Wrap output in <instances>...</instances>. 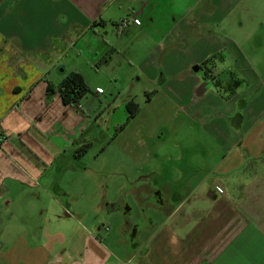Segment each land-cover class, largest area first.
<instances>
[{
	"label": "crops",
	"instance_id": "0c3cea01",
	"mask_svg": "<svg viewBox=\"0 0 264 264\" xmlns=\"http://www.w3.org/2000/svg\"><path fill=\"white\" fill-rule=\"evenodd\" d=\"M166 1L0 0L3 145L7 137L1 119L18 109L21 116L27 114L37 122L35 138L59 135L70 141V137L75 139L83 134L86 118L75 106L64 105L58 94L47 97V85L57 86L69 73L78 71L65 73L60 67L63 58L78 46L96 61L108 47L105 31L111 25L123 32L119 25L127 20L128 26L145 33L172 23L163 38L167 37L165 46L180 45L169 51L179 54L182 63L180 71L171 69L183 77L184 83L180 84L186 86L179 97L185 96L195 105L189 114L200 120L198 129L208 135L212 153L216 154L208 169L202 162L188 160L191 147L176 145L175 155H156L151 164L142 166L146 169H140L137 177L125 176L127 184L119 189L125 199L132 200L130 204L121 197L111 201L102 195L95 211L100 212L106 224L114 213L122 216L121 238L117 242L124 256L114 253L117 252L111 248L114 241L108 234L112 227L103 223L94 227L95 232L82 230L83 234L69 227L56 230L52 240H48L50 247H42L39 252L34 248L36 253L20 243L25 264H264V96H244L246 92H238L237 88L234 93L221 89V84L231 81L243 83V79L236 78L237 72L247 79L251 76L248 63L234 54H231L235 60L232 70L220 72L218 65L212 63L215 91L210 84L200 98L195 97L199 79L191 72L194 65L215 59L223 49L225 42L220 39L223 35L214 28V22L234 1L192 0V4L200 6L190 8L178 18L172 17L169 6L167 15L165 10L160 12L157 5ZM173 1L176 0H170L168 5ZM160 71L161 66L156 67V75ZM50 74H55L58 80L48 81ZM46 116L53 119L49 121ZM41 148H46L50 165L64 152L52 144ZM84 155L76 149L72 158L80 160ZM42 166L37 159L27 175L30 187L38 188L37 182L43 178ZM197 178L200 179L195 183ZM31 190L30 196L35 191ZM65 192L63 196L68 195ZM56 211L57 215L64 212L66 220L75 218L69 203L66 208L59 203ZM40 212H44L43 206ZM7 218L8 222L12 220L11 215ZM64 236L67 247L62 242ZM32 239L35 246L44 244L43 238L32 236Z\"/></svg>",
	"mask_w": 264,
	"mask_h": 264
},
{
	"label": "rangeland",
	"instance_id": "374dc122",
	"mask_svg": "<svg viewBox=\"0 0 264 264\" xmlns=\"http://www.w3.org/2000/svg\"><path fill=\"white\" fill-rule=\"evenodd\" d=\"M233 1L234 5L225 11L223 9L224 13L222 11L214 22V28L223 35L220 39L225 45L211 61L222 72L233 69L235 60L231 54L240 57V61L245 60L251 76L247 79L237 72L236 78L244 81L240 88L232 87L238 92H246L244 96H264V0ZM169 2H161L157 7L160 12L165 10L167 15L169 6L168 10L175 18L189 12L190 8L200 6L192 4V0H176L168 5ZM168 25L171 27L172 23L163 29L154 28L150 33L130 26L122 32L110 25L105 31L108 47L96 61L87 51L82 53L79 46L63 58L60 67L65 73L78 70L74 72L82 77L88 88L74 108L88 123L83 134L75 139L70 137L67 141L59 135L35 138L37 122L27 114L21 116L17 108V112L12 110L5 119H1L7 141L3 145L5 140L0 138V264H25L24 256L20 254L22 244L32 248L33 253L39 252L42 247H50L48 240H52L56 230L63 231L69 227L71 231L83 234L82 230H93L103 223L112 227L108 232L114 241L111 248L122 257L124 252L117 242L121 238L122 216L114 213L109 223H105L94 207L102 195L111 201L121 197L130 204L132 200L125 199L119 189L122 184L123 187L127 184L125 176L128 179L137 177L140 169H146L142 166L151 164L156 155H175L176 145L191 147L188 154L191 162H202V166L208 169L212 167L216 154L212 153L208 135L198 129L200 120L189 114L195 105L185 96L179 97L186 86L180 84L184 83L183 77L172 71H180L182 63L178 59L179 54L173 55L169 51L180 45H164L167 37L163 38V34L169 31ZM159 66L161 71L156 75V67ZM151 72L153 76H150ZM51 80L56 82L58 77L50 74L48 81ZM211 90L215 91L213 84ZM135 107L140 111L127 122L130 111ZM49 118L53 119L46 116ZM85 141L90 144L87 152L80 160H74L72 155L76 149L82 148ZM51 144L64 152L50 165L46 148L41 147ZM36 158L42 161L44 170L43 178L37 182L38 188L30 187L31 181L27 177L37 163ZM54 185L55 189L52 188ZM31 189L35 191L30 196ZM63 191L68 195L63 196ZM6 203H11V206H5ZM59 203L65 208L69 203L75 218L66 220L62 216L65 213L60 211L57 215ZM41 206L44 212H40ZM111 209L114 211L115 206ZM10 215L12 220L8 222ZM32 236L34 239L43 238L44 246L39 241L35 246ZM62 242L67 247L66 236L62 237Z\"/></svg>",
	"mask_w": 264,
	"mask_h": 264
},
{
	"label": "trees",
	"instance_id": "16d2710c",
	"mask_svg": "<svg viewBox=\"0 0 264 264\" xmlns=\"http://www.w3.org/2000/svg\"><path fill=\"white\" fill-rule=\"evenodd\" d=\"M212 59L213 58L208 59L205 63L211 62ZM240 85V81L235 80L233 82V86L235 87H239ZM231 90L233 89L231 88ZM46 92L47 97L51 98L55 94H58L64 105L76 107L79 99H81L88 92V88L82 77L77 72H71L59 85L54 86L52 84H48ZM130 106H132V104H130ZM139 111V108L136 107L134 108V110H131L127 118V122H129L130 119L134 118ZM126 123L123 124L119 128V130H121L126 125ZM89 146L90 144L83 145L79 150L81 151L80 154L87 152V148H89Z\"/></svg>",
	"mask_w": 264,
	"mask_h": 264
},
{
	"label": "flooded vegetation",
	"instance_id": "af4514ba",
	"mask_svg": "<svg viewBox=\"0 0 264 264\" xmlns=\"http://www.w3.org/2000/svg\"><path fill=\"white\" fill-rule=\"evenodd\" d=\"M206 61L200 63V64H196L194 65L193 67L197 66L199 69L197 72H194L191 68V72L198 77L199 79V86L202 85L203 83H207V87H206V92L209 90V87H210V84H212V81H214V73H213V70L212 68L214 67L212 62H209V63H205ZM233 82L234 81H231V86H229L228 84L226 85V88L225 87V84H221V89L223 91H230L231 93H234V88L232 87L233 86ZM198 86V87H199ZM197 87V88H198ZM231 88L233 90H231ZM206 92L203 94V96L206 94Z\"/></svg>",
	"mask_w": 264,
	"mask_h": 264
},
{
	"label": "water",
	"instance_id": "95a60500",
	"mask_svg": "<svg viewBox=\"0 0 264 264\" xmlns=\"http://www.w3.org/2000/svg\"><path fill=\"white\" fill-rule=\"evenodd\" d=\"M198 69H199V68H198L197 66H195V67L192 68V70H193L194 72H197ZM206 87H207V83H203L202 85H200V86L196 89V91H195V97H196V98H200V97H202L203 94L206 92Z\"/></svg>",
	"mask_w": 264,
	"mask_h": 264
},
{
	"label": "built area",
	"instance_id": "2783aa9c",
	"mask_svg": "<svg viewBox=\"0 0 264 264\" xmlns=\"http://www.w3.org/2000/svg\"><path fill=\"white\" fill-rule=\"evenodd\" d=\"M136 22V21H135ZM122 29H125L128 26V21L124 20L121 21L120 25H119Z\"/></svg>",
	"mask_w": 264,
	"mask_h": 264
}]
</instances>
